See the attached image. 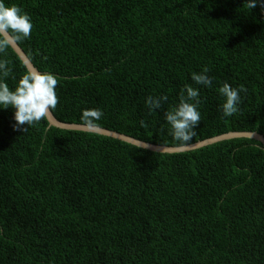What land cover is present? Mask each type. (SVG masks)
<instances>
[{"label": "trees", "instance_id": "1", "mask_svg": "<svg viewBox=\"0 0 264 264\" xmlns=\"http://www.w3.org/2000/svg\"><path fill=\"white\" fill-rule=\"evenodd\" d=\"M31 16L17 42L58 80L62 122L180 147L230 132L264 135V0H6ZM6 58L10 87L26 66ZM210 69L211 88L193 73ZM246 88L223 117L217 89ZM200 88L191 142L165 113ZM149 96H167L150 110ZM0 108V264H264V145L249 138L157 153L97 133L14 127ZM24 128L26 130L24 131Z\"/></svg>", "mask_w": 264, "mask_h": 264}, {"label": "clouds", "instance_id": "2", "mask_svg": "<svg viewBox=\"0 0 264 264\" xmlns=\"http://www.w3.org/2000/svg\"><path fill=\"white\" fill-rule=\"evenodd\" d=\"M257 2L258 0H249V7L255 8ZM32 29L33 21L27 11L7 3L6 0H0V108L12 107L15 110L16 128L33 126L45 120L58 104V80L51 72H41L26 65L25 73L14 86L10 87L7 82L11 69L6 56L14 42L31 38ZM209 72L210 69L205 66L201 72L192 74V80L198 86L211 88L213 78L209 76ZM217 91L223 97L220 105L223 117L236 114L242 102L241 93L246 92V88L243 85L233 87L224 82ZM167 99V96H149L146 103L150 110L157 111ZM200 105V88L186 85L180 92L179 102L167 110L164 116L174 141L187 144L193 140L195 129L201 121ZM103 115L100 109H86L81 114V120L85 126H95Z\"/></svg>", "mask_w": 264, "mask_h": 264}, {"label": "water", "instance_id": "3", "mask_svg": "<svg viewBox=\"0 0 264 264\" xmlns=\"http://www.w3.org/2000/svg\"><path fill=\"white\" fill-rule=\"evenodd\" d=\"M12 49L19 56V58L23 61L25 66L27 65L28 67L38 70L34 66L32 61L29 59L25 51L20 47V45L17 42L13 43ZM47 120L49 122L50 127H56L59 129L70 130V131H83V132L97 133L103 136L111 137V138L129 143V144H132L139 148H143V149L150 150L152 152H157V153H166V154L185 153V152L194 151V150L206 147V146H210V145L222 142V141H228V140H233L237 138L238 139L239 138L255 139L264 145V135L263 134H260L258 132L246 131V132H230V133H226V134L219 135L213 138H209V139H206V140L194 143V144L184 145L180 147H170V146L157 145L154 143L143 141L141 139L132 137L130 135L120 133L117 131H113V130H109L106 128H102L99 126H85L84 124L62 122L59 119H57V117L54 115L52 110L49 113Z\"/></svg>", "mask_w": 264, "mask_h": 264}]
</instances>
